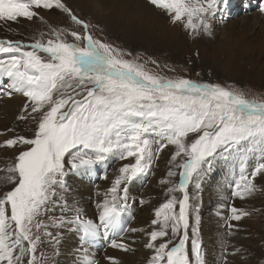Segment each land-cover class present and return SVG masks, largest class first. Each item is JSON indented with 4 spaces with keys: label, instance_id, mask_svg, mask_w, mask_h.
I'll return each mask as SVG.
<instances>
[{
    "label": "snow or ice",
    "instance_id": "snow-or-ice-1",
    "mask_svg": "<svg viewBox=\"0 0 264 264\" xmlns=\"http://www.w3.org/2000/svg\"><path fill=\"white\" fill-rule=\"evenodd\" d=\"M149 3L198 37L211 35L210 21L228 0ZM41 8L60 9L85 32L72 31L73 41L57 29L51 30L53 38L46 42L0 40V82L8 80L6 94L21 93L30 102L24 109L30 107L40 117L31 138L4 141L6 147L23 145L24 150L5 177L14 186L0 192V264H37L40 230L52 226L79 231L81 264H100L84 245L101 239L113 248L131 250L124 233L145 230L126 226L133 218L129 186L149 174L160 150L169 145L175 146L169 163L175 162L180 179L167 188L168 198L151 221L155 227L146 233L145 246L154 249L149 264H205L199 232L202 182L217 162H223L235 177L234 197L244 199L257 190V177L264 180V98L152 72L139 57L128 59L130 53L94 39V26L77 17L63 0H0V19L38 18L36 9ZM154 136L166 141L155 151L150 139ZM110 157L132 159L99 194L95 220L85 218L78 201L68 204V180L92 175ZM167 175L177 172L170 168ZM102 179H108L106 171ZM57 208L73 216H52L45 224L41 217ZM230 211L234 221L249 215L236 207ZM107 259L118 264L114 257Z\"/></svg>",
    "mask_w": 264,
    "mask_h": 264
},
{
    "label": "rangeland",
    "instance_id": "rangeland-1",
    "mask_svg": "<svg viewBox=\"0 0 264 264\" xmlns=\"http://www.w3.org/2000/svg\"><path fill=\"white\" fill-rule=\"evenodd\" d=\"M119 1L124 7L127 6L132 13L129 14L131 17L125 14V8L123 11H115L110 5L108 6V3H103L101 0H63L77 17L94 26L91 29L94 39L130 53L131 55L126 57L128 59L139 57L140 62L145 63L146 68L152 72L169 78L184 76L199 82L220 84L241 90L251 97L264 98V12L261 11L264 0H228L227 5H221L210 21L211 35L202 33L198 37H193L182 24L171 23L165 13L164 23L155 25L151 23L144 16L146 13L141 12V6L146 0ZM131 10H134V13ZM36 11L39 12L38 18H19L16 22L0 19V40L19 41L25 45L36 40L46 42L53 38L51 30L57 29L64 33L68 41H73L75 38L70 35L72 31L80 32L82 35L85 32L82 25L77 24L60 9L41 8ZM234 50L239 54L236 55ZM5 82L7 83L8 80L4 79L0 84V126L5 125L8 129L4 139H1L3 131H0V192L11 190L14 186L7 183L5 177L10 175L8 169L14 165L19 151L24 150L23 145L6 147L4 141L15 136L31 138L40 118L38 114L30 111V107L27 110L24 107L20 108L23 103L13 98L16 92L8 97ZM20 112L22 115H19ZM16 115L19 116L16 118ZM21 116L26 118L20 119ZM150 139L153 140L154 151L161 143H166L158 136ZM174 151L175 146L163 147L154 160L149 174L138 178L129 186V205L133 220L127 221V227L133 228L130 225L133 224L139 210L145 216L151 215L155 219V210L168 198L167 188L171 187L172 183H179V169L175 167V162L169 163ZM131 159L120 160L110 157L104 165L97 166L92 175L85 174L81 178L80 175L71 176L68 180L71 191L65 194L68 204L72 205L74 201H78L85 215L88 211L95 212L96 203L101 196L99 192H93V189L104 180L99 175L107 172L106 182L110 187L118 169ZM170 168L177 172L176 176L168 177ZM234 179L230 168L223 162H217L214 170L202 182L198 201L200 238L201 225L210 224L209 240L214 255L211 256V264H264V180L257 177V190L241 199L233 196L234 189L231 184ZM162 180H169L170 183L162 184ZM90 184L92 185L89 186ZM87 185L89 188L86 187ZM191 187L189 185L190 191ZM176 195L179 196L180 193ZM202 198L207 200L203 205L200 203ZM236 199L240 200L238 209L249 213L239 221L231 219L229 208ZM52 216L71 218L73 213L71 211L62 213L57 208L55 212H49L41 219L45 224H50L49 217ZM137 224L141 227L144 222ZM70 231L71 226L41 229L40 242L36 250L37 264H41L45 255L52 257L47 264H56L58 248L63 246L62 235L72 234ZM48 232L52 235L45 234ZM137 233L142 232H126L123 237L124 241L129 243L131 250L113 248L119 251V255L114 257L118 264H125V261L129 264H149L154 249L145 246L149 238L148 241H141L137 238L139 235ZM189 234L191 236V231ZM73 241H75L74 247L77 248L80 245L77 242L78 238L76 237L75 240L73 238ZM201 242L203 247V239ZM108 246L107 244L102 250H97L104 251ZM84 247L88 246L84 245ZM187 247L190 250L191 241ZM237 249L239 251H236ZM77 255L78 259L80 256L83 259L82 254L78 252Z\"/></svg>",
    "mask_w": 264,
    "mask_h": 264
},
{
    "label": "bare ground",
    "instance_id": "bare-ground-1",
    "mask_svg": "<svg viewBox=\"0 0 264 264\" xmlns=\"http://www.w3.org/2000/svg\"><path fill=\"white\" fill-rule=\"evenodd\" d=\"M103 3H108V6L110 5L112 8H114V10L115 11H123L124 10V8H125V14L127 13L128 15L129 14H132L130 11H129V9L127 8V6L126 7H124L123 6V4H122V2H120L119 0H101ZM127 1V0H126ZM145 1V0H144ZM129 2H131V1H129ZM139 5V4H138ZM132 7V6H131ZM142 7V11L141 12H145L146 14L144 15L146 18H148V20L151 22V23H153L154 25L155 24H158V23H164V12L163 11H161V10H159V9H157V8H155L154 6H152L150 3H149V1L148 0H146L145 2H144V4L141 6ZM140 7V8H141ZM139 8V7H138ZM113 10V11H114ZM133 13H134V10H131ZM135 11H136V9H135ZM120 13V12H119ZM121 13H124V12H121ZM130 16V15H129ZM133 16V15H132ZM121 17V16H120ZM131 17V16H130ZM137 16H135V18H136ZM123 18V17H122ZM134 18V19H135ZM145 18V19H146ZM127 19V18H126ZM130 19V18H129ZM137 19V18H136ZM47 22H48V20H47ZM133 22V21H132ZM146 22V21H145ZM46 23V22H45ZM119 23V22H118ZM128 23V22H127ZM149 23V22H148ZM150 24V23H149ZM123 25V24H122ZM131 26V25H130ZM133 26V25H132ZM17 27V26H16ZM127 27H129V26H127ZM134 27H135V25H134ZM137 27H139V26H137ZM159 28V27H158ZM133 29V28H132ZM157 29V28H156ZM129 30H131V28L129 29ZM142 30V29H141ZM137 31H139V30H137ZM136 32V31H135ZM126 33V32H125ZM124 33V34H125ZM135 35H137L138 36V34H135ZM145 35V34H144ZM141 37V36H140ZM234 53L236 54V55H238L239 54V52L237 51H235L234 50ZM237 57V56H236ZM0 84H2L1 82H0ZM6 84H8V82L6 83H4V85H6ZM2 86V85H1ZM7 86V85H6ZM10 89H8L7 88V90L6 91H9ZM8 97H11V96H8ZM16 101H21L23 104H21L20 105V108L22 107H24V105L27 103V99H26V97H24L21 93H17L16 92V94L14 95V97H13ZM30 103V102H29ZM31 111V110H30ZM19 115H22V113L20 112V114ZM19 115H16V118L19 116ZM10 124L12 125V123L10 122ZM10 124H8L9 126H10ZM7 129H8V127H6L5 125H2V126H0V131H3L2 133V135H1V139L3 138H5V132L7 131ZM104 172H103V174H101V175H99L101 178L104 176ZM85 174H81L80 175V178L81 177H83ZM79 176V175H78ZM98 176V175H97ZM98 176V177H99ZM100 178V179H101ZM102 182L101 183H99V185H97L96 186V189H93V192H95V191H97V192H99L98 194H100V193H103V191L104 190H106L107 188H109V186H108V184H107V182H106V180L104 179V180H101ZM92 184H90L89 186H91ZM83 186V185H82ZM86 187H88V185L86 186ZM89 188V187H88ZM101 196V195H100ZM99 196V197H100ZM100 200V199H99ZM207 200L206 199H203L202 198V200H201V204L203 205V204H205V202H206ZM239 202H240V200H238V199H236L235 200V202H233L232 204H231V206L229 207L230 209H231V207H236V208H238V206H239ZM134 206V205H133ZM132 206V207H133ZM224 207V206H223ZM218 208L220 209L221 207H219L218 206ZM228 208V209H229ZM221 210V209H220ZM88 214L87 215H85V218H90V219H93V220H95V218H96V215H97V210L95 211V212H91V211H88L87 212ZM149 214V213H148ZM133 216V215H132ZM145 217V218H144ZM244 217V216H243ZM143 218V219H142ZM152 219H153V217L151 216V215H149V216H147V214H146V216H145V214H143V212L141 211V210H139L137 213H136V215H135V219H134V222H133V224H131L130 225V227H133V228H139V229H144L145 231H143L142 233H137V234H139L138 236H137V238L138 239H140L141 241L142 240H145V241H148V236H147V231L148 230H150V229H152L154 226H152L151 225V221H152ZM133 220V219H132ZM137 222H144V225L143 226H141V227H139V225L137 224ZM135 223V224H134ZM66 229V228H65ZM210 229H211V225L210 224H202L201 225V238L203 239V251H204V258H205V264H211V262L212 261H210L211 260V256H214L213 255V250H212V243L210 242V240H209V238H210ZM69 230V229H68ZM70 232H72V234H65V235H62V236H64V238H63V246H62V248H58L59 249V255H58V257H57V259H56V264H79V261L80 260H82L81 258V256H80V258L78 259L77 257H78V255H77V253L79 252L80 253V251H79V248H80V245L76 248V247H74V243H75V241H73V238H74V240H75V238L77 237L78 238V241L77 242H79L78 244H80V239H79V237H80V233H79V231L78 230H75V229H73V227L71 226V231ZM126 233H124V235H125ZM201 239V240H202ZM74 242V243H73ZM61 243V242H60ZM77 244V243H76ZM109 245L108 246V249H106V250H104V251H98V250H102L103 248H105V245ZM61 245V244H60ZM86 246V245H85ZM88 247V250L91 252V254H92V256H94L97 260H99L100 261V264H112L111 263V261L110 262H108L109 260L107 259V257L106 256H112V257H116V256H118L119 255V251H117V250H113V247L110 245V243L109 242H107V241H104V240H99V242L98 243H96L95 245H87ZM98 249V250H97ZM45 254V253H44ZM47 254H49V253H47ZM80 255H81V253H80ZM46 256V255H45ZM43 256L42 257V262H41V264H47V262H49L50 263V261H51V256ZM50 259V260H49ZM75 259H78V260H75ZM106 259V260H105ZM49 260V261H48ZM108 260V261H107ZM55 262V261H54ZM81 263V262H80ZM125 264H129V262L128 261H125Z\"/></svg>",
    "mask_w": 264,
    "mask_h": 264
}]
</instances>
